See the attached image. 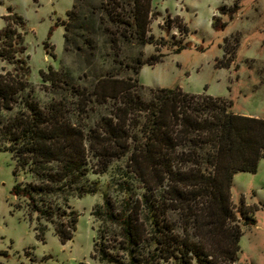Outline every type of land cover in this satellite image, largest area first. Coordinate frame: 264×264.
Returning <instances> with one entry per match:
<instances>
[{
  "label": "trees",
  "instance_id": "16d2710c",
  "mask_svg": "<svg viewBox=\"0 0 264 264\" xmlns=\"http://www.w3.org/2000/svg\"><path fill=\"white\" fill-rule=\"evenodd\" d=\"M80 1L74 0L69 17ZM107 5L106 15L116 26L110 39L116 57L121 55L122 38L162 44L148 35L156 15L152 0H108ZM4 19L0 150L12 154L15 175L18 168H26L32 177L17 183L13 196L27 199L38 220L55 224V234L65 244L74 237L79 216L62 210L69 197L102 193L103 203L92 213L103 224L94 247L101 262L236 264L243 231L232 204L233 176L255 172L264 158V119L232 112L223 97L191 94L179 87H145L140 71L145 64L161 62L163 55L158 54L119 61L128 75L107 71L90 88H75L52 66L41 69L43 82L75 90L77 115L107 108L94 125L74 121L66 102L42 106L35 99L25 56V21L10 9ZM177 20V27L188 32ZM226 25L213 17L214 30ZM63 26L69 42L71 25ZM48 44L44 48L51 54ZM190 45H181L177 53ZM118 163L121 179L114 176L112 182L120 197L102 191L99 181L89 182L90 173L107 174ZM245 224L254 225L255 220L247 216ZM43 229L35 228L40 240Z\"/></svg>",
  "mask_w": 264,
  "mask_h": 264
},
{
  "label": "rangeland",
  "instance_id": "374dc122",
  "mask_svg": "<svg viewBox=\"0 0 264 264\" xmlns=\"http://www.w3.org/2000/svg\"><path fill=\"white\" fill-rule=\"evenodd\" d=\"M107 1L82 0L69 17L74 0H0V30L9 9L25 21L30 83L42 106L52 101L66 102L72 120L94 125L107 108L98 106L85 117L77 115L75 90L43 82L40 70L52 66L75 88H90L107 71L128 75L119 61L131 62L138 56L146 60L162 54L161 62L142 67L139 81L145 87H179L191 94L223 97L232 112L264 119V0H152L156 15L148 35L162 44L122 38L120 57L110 45L116 26L106 15L110 9ZM232 8L235 13L229 12ZM214 16L227 23L225 29L212 28ZM177 17L188 32L177 27ZM63 23L71 25L69 42ZM45 42L52 55L46 52ZM189 42V47L177 53L178 47ZM143 94L147 98L148 89ZM16 111L2 115L10 117ZM120 167L121 163L115 164L104 175L90 173L88 180L99 181L102 191L120 197L112 182L114 176L121 179ZM15 169L12 154L0 150V264H109L94 256L103 224L92 213L103 203V194L69 197L68 207L62 210L75 211L79 216L74 237L62 244L55 234V224L38 220L27 199L13 196L17 183L32 179L26 168H18L17 175ZM231 198L243 231L236 264H264V158L255 172L234 174ZM247 216L255 220L254 225L245 224ZM38 226L44 228V240L36 236Z\"/></svg>",
  "mask_w": 264,
  "mask_h": 264
}]
</instances>
